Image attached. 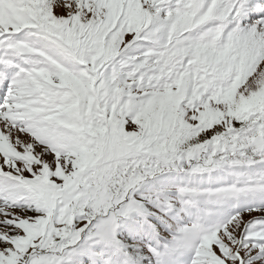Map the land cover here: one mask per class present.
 I'll return each mask as SVG.
<instances>
[{
	"label": "snow or ice",
	"instance_id": "snow-or-ice-1",
	"mask_svg": "<svg viewBox=\"0 0 264 264\" xmlns=\"http://www.w3.org/2000/svg\"><path fill=\"white\" fill-rule=\"evenodd\" d=\"M0 264H264V0H0Z\"/></svg>",
	"mask_w": 264,
	"mask_h": 264
}]
</instances>
